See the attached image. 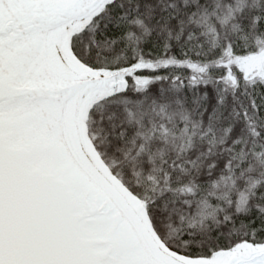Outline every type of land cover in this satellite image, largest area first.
Segmentation results:
<instances>
[{
  "label": "snow or ice",
  "instance_id": "1",
  "mask_svg": "<svg viewBox=\"0 0 264 264\" xmlns=\"http://www.w3.org/2000/svg\"><path fill=\"white\" fill-rule=\"evenodd\" d=\"M0 264H264V0H0Z\"/></svg>",
  "mask_w": 264,
  "mask_h": 264
}]
</instances>
